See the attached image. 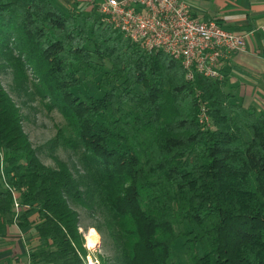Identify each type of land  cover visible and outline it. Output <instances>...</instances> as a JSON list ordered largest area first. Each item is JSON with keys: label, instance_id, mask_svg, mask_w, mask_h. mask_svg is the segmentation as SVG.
Listing matches in <instances>:
<instances>
[{"label": "trees", "instance_id": "1", "mask_svg": "<svg viewBox=\"0 0 264 264\" xmlns=\"http://www.w3.org/2000/svg\"><path fill=\"white\" fill-rule=\"evenodd\" d=\"M0 69L60 112L52 145L77 160L40 161L0 80V236L33 227L30 264H87L71 204L110 249L100 264H177L179 239L188 264H264V113L232 101L228 73L187 81L79 0H0Z\"/></svg>", "mask_w": 264, "mask_h": 264}, {"label": "built area", "instance_id": "2", "mask_svg": "<svg viewBox=\"0 0 264 264\" xmlns=\"http://www.w3.org/2000/svg\"><path fill=\"white\" fill-rule=\"evenodd\" d=\"M98 12L105 24L141 49L179 62L190 82L197 77L223 81L229 61L248 51L253 35L194 17L186 0H104ZM200 123L210 127L204 108ZM14 203L18 212V201Z\"/></svg>", "mask_w": 264, "mask_h": 264}, {"label": "crops", "instance_id": "3", "mask_svg": "<svg viewBox=\"0 0 264 264\" xmlns=\"http://www.w3.org/2000/svg\"><path fill=\"white\" fill-rule=\"evenodd\" d=\"M69 6L73 0H54ZM94 0H79L91 6ZM192 15L201 20H214L233 32H253L248 51L236 55L226 67L227 80L248 101L264 102V0H186ZM262 87V89L259 87ZM248 106L256 107L249 103ZM37 244L33 227L20 230L9 227L0 236V264H30L29 257Z\"/></svg>", "mask_w": 264, "mask_h": 264}, {"label": "rangeland", "instance_id": "4", "mask_svg": "<svg viewBox=\"0 0 264 264\" xmlns=\"http://www.w3.org/2000/svg\"><path fill=\"white\" fill-rule=\"evenodd\" d=\"M103 1L104 0H94L91 3V6L86 4L88 2L80 4L85 13L90 14L92 11H94L99 16L98 4ZM71 5L72 3L69 6H62V10H70ZM0 80L2 81L4 89L10 94L16 104L19 105L22 116L23 130L28 136L33 148L36 150L40 161L45 166L50 168H56L55 160L65 162L70 167L72 165L77 166V160L71 151L60 146L52 145V141L56 138L58 130L65 128L66 126V122L60 112L56 109H47L45 107L46 102L42 103L39 99H36L35 101H29V99L24 95H21L19 98L17 94L11 89L12 77L10 70L0 69ZM228 83L232 87L231 93L234 96L232 98L233 102L241 103L245 106H248L249 103L255 104V108H257L258 111L264 113V102L260 96L255 98L257 100L256 102L254 100L248 101V98L245 100L240 97L239 91L233 87L230 79H228ZM86 86L91 94L101 95V93L97 91V86L94 83L87 82ZM259 87L262 89L260 85ZM4 175L5 173L2 172V178H4ZM71 208L78 215V222L80 226L79 230L84 236L85 247L89 252V255L86 259L87 264H100L98 260L99 257H102L107 261L110 260V249L105 239L96 229V223L92 215L81 206L71 204ZM21 214V211L17 212V216L15 217L16 223H19ZM91 230H94L98 236V244L94 248H89L87 245V235ZM183 244L184 240L179 239L174 249V255L177 264H188L187 259L183 254Z\"/></svg>", "mask_w": 264, "mask_h": 264}, {"label": "bare ground", "instance_id": "5", "mask_svg": "<svg viewBox=\"0 0 264 264\" xmlns=\"http://www.w3.org/2000/svg\"><path fill=\"white\" fill-rule=\"evenodd\" d=\"M98 244V236L94 230H91L87 235V245L89 248H94Z\"/></svg>", "mask_w": 264, "mask_h": 264}]
</instances>
